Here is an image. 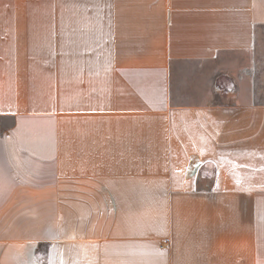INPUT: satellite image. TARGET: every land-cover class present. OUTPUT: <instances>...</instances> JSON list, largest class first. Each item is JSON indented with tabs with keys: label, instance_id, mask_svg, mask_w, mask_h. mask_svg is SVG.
<instances>
[{
	"label": "crops",
	"instance_id": "0c3cea01",
	"mask_svg": "<svg viewBox=\"0 0 264 264\" xmlns=\"http://www.w3.org/2000/svg\"><path fill=\"white\" fill-rule=\"evenodd\" d=\"M261 27L264 0H0V216L47 148L83 264H264V100L217 99L207 64Z\"/></svg>",
	"mask_w": 264,
	"mask_h": 264
},
{
	"label": "rangeland",
	"instance_id": "374dc122",
	"mask_svg": "<svg viewBox=\"0 0 264 264\" xmlns=\"http://www.w3.org/2000/svg\"><path fill=\"white\" fill-rule=\"evenodd\" d=\"M255 44L252 51L207 63L212 72L209 79L214 83V96L217 99L233 101L243 91L245 96L264 100V27L257 31ZM9 125L10 119H4L3 128ZM36 137L41 138L42 135ZM15 138L3 134L2 142L22 143L21 136L19 140ZM18 153L19 164L18 167L15 165V170L17 184L22 188V198L16 201L17 215L14 213L15 207L9 206L7 215L0 216V255L13 254L7 242L24 235L22 254L27 257V264H83L81 239L74 236L71 239L75 226L67 229L65 226L59 154L47 148L22 149ZM20 204L22 214H19Z\"/></svg>",
	"mask_w": 264,
	"mask_h": 264
},
{
	"label": "trees",
	"instance_id": "16d2710c",
	"mask_svg": "<svg viewBox=\"0 0 264 264\" xmlns=\"http://www.w3.org/2000/svg\"><path fill=\"white\" fill-rule=\"evenodd\" d=\"M206 166H207V165H206ZM207 167H209L208 170H210V171L213 170V166L209 165V166H207Z\"/></svg>",
	"mask_w": 264,
	"mask_h": 264
}]
</instances>
